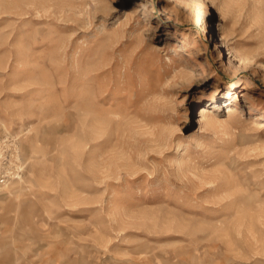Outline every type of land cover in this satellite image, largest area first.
<instances>
[{
	"label": "rangeland",
	"instance_id": "obj_1",
	"mask_svg": "<svg viewBox=\"0 0 264 264\" xmlns=\"http://www.w3.org/2000/svg\"><path fill=\"white\" fill-rule=\"evenodd\" d=\"M0 264H264V0H0Z\"/></svg>",
	"mask_w": 264,
	"mask_h": 264
},
{
	"label": "bare ground",
	"instance_id": "obj_2",
	"mask_svg": "<svg viewBox=\"0 0 264 264\" xmlns=\"http://www.w3.org/2000/svg\"><path fill=\"white\" fill-rule=\"evenodd\" d=\"M196 12H197V11H196ZM200 113H201L200 116L202 117L201 119H203V115H205V110H204V108H201Z\"/></svg>",
	"mask_w": 264,
	"mask_h": 264
}]
</instances>
